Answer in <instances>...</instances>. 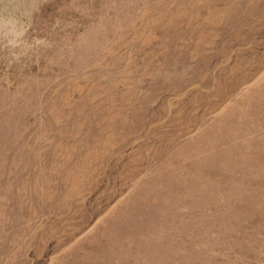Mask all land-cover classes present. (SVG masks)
Instances as JSON below:
<instances>
[{
    "label": "rangeland",
    "instance_id": "1",
    "mask_svg": "<svg viewBox=\"0 0 264 264\" xmlns=\"http://www.w3.org/2000/svg\"><path fill=\"white\" fill-rule=\"evenodd\" d=\"M0 264H264V0H0Z\"/></svg>",
    "mask_w": 264,
    "mask_h": 264
}]
</instances>
